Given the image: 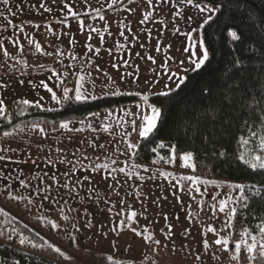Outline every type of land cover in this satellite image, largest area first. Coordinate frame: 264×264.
Instances as JSON below:
<instances>
[{
  "label": "rangeland",
  "instance_id": "374dc122",
  "mask_svg": "<svg viewBox=\"0 0 264 264\" xmlns=\"http://www.w3.org/2000/svg\"><path fill=\"white\" fill-rule=\"evenodd\" d=\"M103 1L102 4L96 2L99 4L98 6L102 7L100 13L95 11V6L88 11L98 15L94 17L96 20L99 19V15L105 16L103 21L99 20V24L104 22L109 31L102 27L103 33L113 32L116 24H119V31L116 28L115 32H120L119 34L122 36L120 39L122 51L120 52L124 54H121L116 61L122 62L121 70L118 75V71L116 72V69H119L117 64L110 70H102L101 67H94V65L89 64L86 67L87 71L81 75L85 78L82 82L86 84L83 85L85 86V93L96 98L111 95L113 92L116 94L126 93L144 99L143 102L137 103L131 118L132 120L137 118L140 121V113L147 108L148 104L145 97L149 98L156 95L155 93L161 91L165 83L175 84L174 80L166 79L169 69L171 72H179L185 77L192 72V70H184L191 68L187 60L190 56L195 59L199 55L200 49L196 44L195 31H189L195 29L196 25L188 22L185 17L193 16L195 18L198 12L190 5H181L179 1L175 0H163V2L162 0H153L152 5H148L147 0H133L127 6L121 7L117 6L123 0H117L113 6H109L111 0ZM176 12H181L184 15L176 16ZM75 18L71 16L61 17L58 18L57 22L64 20V23L58 24H61L60 26H63L64 29L67 28L68 33L70 31L75 32L77 25L69 23ZM81 18L83 17L81 16ZM142 18L145 19L141 23ZM87 28L91 29L90 25H87ZM177 28L180 29L179 32L176 31ZM87 32L90 33V31ZM185 33L188 34V38L185 37ZM81 34H83L82 30ZM8 35L5 34V36ZM73 35L76 34L73 33ZM75 38L81 39L82 35ZM86 42L96 45V41H91L88 38ZM0 43L3 44V48L8 49L9 55L13 56H5L3 50L0 49V69H9L7 71L13 72L24 67V65L17 66V60L31 59L21 57L22 54H18L20 55L18 56L16 51L14 52L10 48L13 41L3 40L2 35H0ZM67 45L69 43L62 44V46ZM35 59L41 60L42 65L47 63L43 56ZM182 60L185 61L184 64L179 63ZM60 61L49 62V64L56 65ZM8 64L13 66H7ZM96 64H99V60L96 61ZM91 68L97 71H89ZM125 70L130 73L132 71L133 77H127L124 74ZM0 75L3 78L0 83H4L8 78L5 76H14L15 74L0 73ZM8 81L14 82L11 78ZM66 82L69 84L70 80ZM66 87L69 88L68 85ZM10 90H14L16 96L14 99L4 96L10 101L9 103L15 99L23 100L26 99L23 97H28V92H24L26 90L24 87L15 84V87ZM21 92H24L22 98L19 95ZM8 104L5 103L6 108ZM41 104H43L41 105L44 107L43 109L49 107L58 109L60 107V104L57 103L54 106H50V103ZM2 116L0 115V118ZM16 130L10 132L11 135L9 136L0 137V148L6 150L0 155L11 158L0 161V198L5 197L21 201L25 216L22 218L23 220L29 216L32 219L44 220L50 225L58 224V228L52 227L54 234L58 235V241L67 239L75 248L71 250L62 245L59 247L68 253L67 255L74 257L73 260L75 259L81 264L87 260H94L97 255H108L113 257L112 259L129 261L132 264H238L237 259H231L235 253L225 252L222 246L214 243V240L220 237L231 241L233 218L231 209H237L241 195V192L233 184L197 172L193 160L185 162L182 155L177 167L176 162H173L167 168L153 169L152 174L163 171L162 180L143 183L141 187L145 192L142 196L137 197L134 193V200L120 202L119 209L122 208L123 210L98 211L94 216L77 217L61 216V213H55L54 208H51V211L48 208L47 211L43 210L42 214L38 213V216H32L30 215L31 212H35L34 209L41 205L38 201L35 202L33 198H38L41 195H37V191L32 186L27 187L24 192L20 186V169L13 162L14 157L21 156V150L18 151L16 144L20 133L14 132ZM22 143L25 145L24 142ZM186 164L187 166H185ZM133 197L131 198L133 199ZM124 205L131 207L128 208ZM222 207L224 210L220 211ZM132 212H136L137 216L132 217ZM120 221H126L122 228L117 227ZM169 225L172 226L171 232L167 231ZM133 227L136 229V233L142 235L133 233L131 231ZM210 229L216 231H210ZM150 236L160 240L161 245L157 246L154 243L146 242L145 238ZM203 240H207L210 246L204 247ZM76 251L78 254H75Z\"/></svg>",
  "mask_w": 264,
  "mask_h": 264
},
{
  "label": "trees",
  "instance_id": "16d2710c",
  "mask_svg": "<svg viewBox=\"0 0 264 264\" xmlns=\"http://www.w3.org/2000/svg\"><path fill=\"white\" fill-rule=\"evenodd\" d=\"M132 1L123 0L117 7ZM216 6H222L221 14L199 32L209 48V61L198 71L188 73L185 83L170 98L158 95L148 98L156 102L164 99V112L156 129L139 140L134 159L162 168L176 162L177 167L180 157L191 153L197 172L222 182L244 185V198L241 193L231 222L229 252L235 253L238 264H264L259 249L255 261L243 246L239 253L234 251L235 243L244 238V233L256 235L259 240V229L264 227V199L260 195L264 189V170H253L240 159L244 156L255 162L257 155L264 158L260 148V136L264 135V0H219ZM229 25L238 30L241 36L238 42L228 36ZM194 35L197 37L196 32ZM69 88L74 89L73 81ZM143 101L133 94H114L86 103L63 101L59 109L52 110L14 102L0 118V137L21 127L53 130L69 121H82L92 113ZM21 206V201L0 198V264H80L72 256L62 257L53 247L62 245L72 250L75 248L72 243L67 239L59 242L58 235L44 220L29 216L23 220ZM22 236L36 247L27 242L21 245ZM108 257L97 255L94 262L132 264Z\"/></svg>",
  "mask_w": 264,
  "mask_h": 264
},
{
  "label": "crops",
  "instance_id": "0c3cea01",
  "mask_svg": "<svg viewBox=\"0 0 264 264\" xmlns=\"http://www.w3.org/2000/svg\"><path fill=\"white\" fill-rule=\"evenodd\" d=\"M42 2L52 11L45 12L39 8ZM66 2L72 4L74 10L80 13L75 19L69 21L77 25L75 32L68 33L67 28L64 29L60 26L61 24H58L60 21L57 22L58 18L71 16L63 9ZM96 2L104 3L103 0H55V2L53 0H9L7 7L11 9L10 11L6 10L3 3H0V12H3V16H0V35L3 40H11L23 48L21 52L13 45L10 46L17 55L22 54L21 57L31 58L30 60H17L16 65H24V67L14 70V73L7 71L9 69H0V73L15 74L5 76L8 77V86L0 89V97L5 100V103L8 104L10 101L4 96L10 99L15 98V91H9V89L15 87L16 84L26 88L24 92H28V97L23 98L33 101L32 104L35 105V101L43 97L40 100L41 103H50V106H54L56 102L51 99V94L40 82L43 80L49 87L55 85L53 91L57 93V96L62 97V90L66 85L69 87L73 81L75 88L80 84L81 81L77 78L87 71L86 67L89 64L101 67L102 70H110L117 64L119 69H116V72L120 74L122 62L119 60L121 62L119 63L116 59L124 54L120 52L122 51L120 48L122 36L120 32H115L116 28L119 31L120 26L117 23L113 32L103 33L101 28H106L104 22L99 24L100 19L94 18L98 15L88 11L93 6L102 10ZM80 21L83 23H79ZM87 25H90L91 29L87 28ZM73 33L76 35L74 36ZM5 34L10 35L5 36ZM78 35H82V38H75ZM87 38L96 41V45L87 43ZM125 39L128 40V38ZM64 43H69V45L62 46ZM37 45L40 47L37 48ZM89 47L93 49L92 52L88 51ZM8 56L10 57L11 54ZM40 56L45 57V62H47L43 67H40L41 60H34ZM70 57L72 59H67ZM57 60L61 61L56 65L49 64ZM97 60L99 64H96ZM7 66L13 65L8 64ZM48 69L60 73L59 80H63L64 83L60 84L57 77L53 76ZM89 71L97 70L91 68ZM124 74L129 78L133 77L132 71L130 73L125 70ZM1 77L0 75V81H3ZM9 78L14 82H9ZM20 79L25 81L23 85L18 83ZM67 80H70L69 84ZM83 85L86 84L83 83ZM82 91L85 93V86ZM24 92L19 94L21 98ZM21 101V99H15L12 103ZM41 103L40 105H43ZM138 104L109 110L96 116H88L82 120L83 123L81 121L66 122L68 123L67 128L59 126L48 130L41 126H30L14 131L20 133L16 144L18 151L21 150V156L16 155L17 157L13 159L20 169L19 179L24 182L20 186L23 192L27 190V187L32 186L37 191V195H41L33 198L41 205L36 207L35 212H31L30 215L38 216V213L42 214L43 210L47 211L48 208L50 211L54 208L55 213L59 212L61 216L77 217L94 216L98 211L123 210L119 209L120 202L134 200V193L137 197L142 196L145 192L141 187L143 183L162 180L163 171L156 174L151 173L153 169L162 167L152 162L136 161L133 153L137 147L127 149L128 143L138 146L139 140L146 138L138 136L139 139H137L138 128L136 131L132 130V113L134 114L133 109ZM47 110H52V107ZM135 120L139 125L141 119L138 121L135 118ZM92 144L96 147H91ZM100 145L104 147L101 148ZM165 175L167 176L166 173ZM124 206L131 207L130 205Z\"/></svg>",
  "mask_w": 264,
  "mask_h": 264
},
{
  "label": "snow or ice",
  "instance_id": "6c2138e0",
  "mask_svg": "<svg viewBox=\"0 0 264 264\" xmlns=\"http://www.w3.org/2000/svg\"><path fill=\"white\" fill-rule=\"evenodd\" d=\"M53 2H55V0H53ZM163 2V0H162ZM0 3H3V5H5L6 10H11L9 9L7 6L9 4V0H0ZM117 3V0H111V5L109 6H113ZM153 0H147V4L148 5H152ZM219 3V0H179V4L181 5H190L192 8L196 9L198 12V15L194 18L193 16H186V20L190 23H194L196 25L195 29H190L189 31H195L197 33V40H196V44L199 46L200 49V53L198 56H196L195 59H192L191 56L188 58L187 63L191 65V68H185V71H198L200 68H202L210 59V52H209V48L205 45L204 40L200 38L199 36V32L201 30V28L204 25H208L210 24L215 16H218L219 14H221L222 12V6H216ZM39 8L43 9V11L45 12H51L52 9L50 7H46L45 3H40L39 4ZM63 9L70 13L71 16L73 18L77 17L80 15V13L78 11L74 10V7L72 4L70 3H65L63 5ZM95 11L97 13L101 12V8H95ZM199 14H205V15H199ZM184 15L181 12H176V16H182ZM0 16H3V12H0ZM146 18V17H145ZM141 20V23L143 22V19ZM99 19L100 20H104L105 16L104 15H99ZM60 23H64V20H61ZM79 23H83V21H80ZM79 27V24H78ZM92 31H96V29H92ZM177 32L180 31L179 28L176 29ZM227 34L229 37H231V39L234 42H238L241 39V36L238 32L237 29H235L234 27H232L231 25H229L227 27ZM185 37L188 38V34L185 33ZM13 46L17 48V50L19 51H23V48L19 45L16 44L15 42H13ZM40 45H37V48H39ZM0 49L3 50V54L5 56L9 55L8 49L7 48H3V44L0 43ZM187 50V49H185ZM89 52H92L93 49L91 47L88 48ZM194 55V54H193ZM75 58V57H73ZM151 59V58H150ZM180 64H184L185 61H180ZM40 67H43V65H41ZM179 67V65H178ZM49 72H51V74L53 76H56L57 79L59 80L60 77V73L55 72L52 69H48ZM21 75H24V73H21ZM107 75V74H105ZM79 81H81V83L79 84V86L75 87L74 89H70L67 87H64L62 90V97L57 96V93L55 91H53V88L55 87V85H53L52 87H49V85L47 83H45L43 80L40 82V84L47 89V91L51 94V99L54 100L57 104L62 103L63 101H71L74 100L75 102L78 103H86L88 100L90 99H95L96 97L91 95V94H85L82 91L83 88V76H79L77 78ZM166 79L168 80H174L175 84H170V83H165L163 86V89L157 93H155L156 95H158L159 97L162 98H170L173 91L174 90H178L180 88L181 85H183L186 81V77L183 75H180L179 72L173 73L171 72V70L169 69V73L166 77ZM19 84L23 85L25 83V81L23 79H20L18 81ZM60 84H63L64 81L63 80H59ZM159 83V82H158ZM8 86L7 81H5L4 83H0V89L2 88H6ZM70 93H74L73 95H70ZM113 94H116L115 92H113ZM43 97L40 98V100H42ZM40 100L35 101V106L36 107H40ZM145 101H148L147 104V108L143 109L140 113V119L141 122L139 125H137L136 120H132L131 124H132V130L136 131L138 128V136L140 137H148L157 127L163 112H164V99H161L159 102L156 101H149L148 97H145ZM22 104L24 105H30L33 103V101H30L28 99H23L21 101ZM5 100L0 97V115H5ZM93 116L98 115L97 113H92ZM262 120H264V118H262ZM81 123H83V121H81ZM61 128H67L68 127V123H64L62 125H60ZM41 131H43V129H41ZM78 131V129H77ZM5 136H9L11 135V133L9 132H5L4 133ZM253 136H256V133L253 132L252 133ZM245 143H247V141H245ZM91 147H96L95 144L90 145ZM101 148L104 147V145H100ZM137 147L136 144L134 143H128L127 145V149H135ZM161 147H163V145H161ZM260 148L262 151H264V135L260 136ZM127 149L125 151H127ZM6 150L3 148H0V153L5 152ZM153 151H155V149H153ZM134 154V153H133ZM173 154H174V150H173ZM11 159L10 157H7L5 155H0V161H6ZM183 161L188 162L193 160V155L191 153H185L182 156ZM241 160H244L245 163L250 164V167L253 170H264V158H262L260 155L255 156L254 161L255 162H250L248 160L245 159L244 156L240 157ZM187 166V164L185 165ZM71 171V170H69ZM120 171H123V169H120ZM103 178V177H102ZM21 183H24L23 181H21ZM234 187L239 190L242 193V198L243 197V193L245 190V186L242 184H237L234 185ZM252 186H249V188H251ZM6 194H10V193H6ZM260 195L261 198L264 199V189L260 190ZM227 206V205H225ZM224 208L222 207L220 209V211H223ZM233 215H235V209L232 208L231 209ZM132 217H136L137 213L136 212H132L131 213ZM65 219H67V217H65ZM178 219V217H177ZM126 224V221H120L117 225V227H123ZM51 227L53 228H58L59 225L53 223L51 225ZM171 228L172 226L169 225L167 231L171 232ZM115 230V229H113ZM131 231L137 235H142L140 233H136V229L133 227L131 228ZM185 231H187V229H185ZM210 231H216L215 229H210ZM259 234H260V239H257L256 235H253L251 233H244L243 236L244 238H242L239 242L235 243L234 246V251L239 253L241 251V248L243 246V248L246 250V252L248 254H250V258L252 260H256L257 259V250L259 249V258L260 259H264V227H261L259 229ZM9 239H11V236H9ZM146 242L148 243H154L157 246L161 245V241L160 240H156L154 236H150V237H146ZM250 241V242H249ZM29 243L31 244L33 247H36V244L33 243L31 240H28L27 237H21L19 239V243L21 245L25 244V243ZM203 246L204 247H209V242L207 240H203L202 241ZM215 245L218 246H222L223 251L227 252L229 251V247L228 245L230 244V241L227 238H216L214 240ZM54 250L56 253H59L62 257H65L67 259H71L70 256H66V253L64 251L61 250L60 247L54 246ZM109 260L112 259L111 256L108 257ZM209 259H211V257H209ZM231 259L235 260L238 259L237 256H232ZM85 264H95L94 260H88L85 261Z\"/></svg>",
  "mask_w": 264,
  "mask_h": 264
}]
</instances>
